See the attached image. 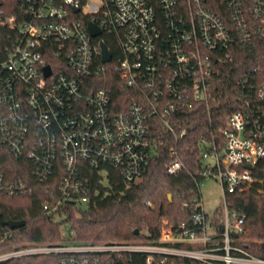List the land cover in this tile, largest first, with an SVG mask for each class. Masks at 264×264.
<instances>
[{"label":"built area","instance_id":"1","mask_svg":"<svg viewBox=\"0 0 264 264\" xmlns=\"http://www.w3.org/2000/svg\"><path fill=\"white\" fill-rule=\"evenodd\" d=\"M19 1L17 16L0 9V26L14 33L12 48L0 49V195L33 192L32 183L6 169L7 156L30 161L36 183L59 171L58 191L42 204L57 220L66 208L90 202L91 171L105 182L109 168L129 184L141 181L167 138L185 136L177 132L178 114L197 105L211 110L221 66L238 48L264 46V0ZM91 23L99 36L91 35ZM103 35L118 43V77L132 90L121 111L102 82L113 60H102ZM235 85L238 110L217 136L200 140L203 180L212 177L222 189L223 206L213 216L198 182L184 205L189 220L164 221L156 241L4 247L16 230L8 227L0 231V264L33 257H57L58 264H264V249L254 254L244 246L246 215L231 208L236 193L263 184L252 172L264 159V73L253 68ZM172 157L166 173L176 175L183 163L174 150Z\"/></svg>","mask_w":264,"mask_h":264},{"label":"trees","instance_id":"2","mask_svg":"<svg viewBox=\"0 0 264 264\" xmlns=\"http://www.w3.org/2000/svg\"><path fill=\"white\" fill-rule=\"evenodd\" d=\"M22 4L19 0H0V9L7 17L19 15ZM14 33L0 26V49L12 48ZM113 56L103 84L110 90L112 101L118 111L128 104L132 90L124 86L118 77L121 51L118 43L103 35ZM259 68L264 73V46L238 48L231 62L221 66L223 76L218 80L219 88L214 93L211 110L202 105L178 114L181 121L177 132L186 131L178 141L168 137L154 158L141 181L129 184L113 169H108V181H102L96 171L89 177L92 184L90 202L84 208L65 209L63 218L45 215L42 204L47 193H56L60 186L61 173L55 172L45 183H36L28 160H15L7 156L6 169L16 179L29 181L32 194L0 195V221H24L25 225L14 230L13 238L4 247H19L26 244L64 243L89 244L99 242L156 241L164 221L178 225L190 217V204L196 184L203 181L202 172L206 163L202 159L200 140L218 135V125L238 110L235 102L239 89L235 80L245 72ZM218 138V137H217ZM175 157L182 163L176 175L166 173V168ZM257 182L254 188L236 193L231 198V208L246 215L247 232L244 246L254 254L264 249V159L253 170ZM30 177V178H29ZM259 189H262L261 191ZM9 230L0 224V231ZM135 230L139 231L135 235ZM261 248V250H260ZM16 264H58L57 257H33L16 261Z\"/></svg>","mask_w":264,"mask_h":264},{"label":"rangeland","instance_id":"3","mask_svg":"<svg viewBox=\"0 0 264 264\" xmlns=\"http://www.w3.org/2000/svg\"><path fill=\"white\" fill-rule=\"evenodd\" d=\"M201 191L204 198L205 210L209 216H213L216 209H222V189L220 183L212 178H206L202 181ZM61 217H58L60 219Z\"/></svg>","mask_w":264,"mask_h":264},{"label":"water","instance_id":"4","mask_svg":"<svg viewBox=\"0 0 264 264\" xmlns=\"http://www.w3.org/2000/svg\"><path fill=\"white\" fill-rule=\"evenodd\" d=\"M89 31L91 33V35L93 37H97L101 34V30L95 25V24H89ZM101 48H102V60L104 63H109L112 60V54L111 52L108 50L107 45L105 43H101ZM44 72H45V76H49L50 75V68L49 67H45L44 68ZM248 169H251V166H247ZM0 224L2 226H7L10 229H20L21 227H23L25 225L24 221H0ZM135 235L139 234L138 230H135L134 232Z\"/></svg>","mask_w":264,"mask_h":264}]
</instances>
